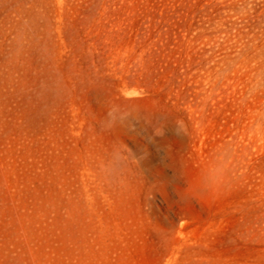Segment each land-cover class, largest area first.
<instances>
[{"label": "rangeland", "instance_id": "1", "mask_svg": "<svg viewBox=\"0 0 264 264\" xmlns=\"http://www.w3.org/2000/svg\"><path fill=\"white\" fill-rule=\"evenodd\" d=\"M0 264H264V0H0Z\"/></svg>", "mask_w": 264, "mask_h": 264}, {"label": "clouds", "instance_id": "2", "mask_svg": "<svg viewBox=\"0 0 264 264\" xmlns=\"http://www.w3.org/2000/svg\"><path fill=\"white\" fill-rule=\"evenodd\" d=\"M130 118H132V117H127V118H124V119L119 120V121H112V130L117 125H124L127 121H129ZM136 121L140 122L139 120H136ZM166 125H167V122L165 121L164 117L161 116L159 118V121L155 124V127H159L160 128V131H161L160 135H156L155 134V130H154L153 126H148V125H146V126L151 128L154 136L163 137L164 128H165ZM119 145L121 146V149L117 153V157L121 161H128V162L134 163L136 165L137 171L140 173V171H139V169H140V161H139V159L132 153V151L123 142L119 141ZM160 150L163 153L162 159L165 162H170V152L172 151V145L171 144L162 145ZM169 166H170V163H169ZM174 173H175V178L176 179L183 181V176L182 175L178 174L176 171H174ZM217 180H218V169H216V168L210 169L209 172L205 176V183L211 185V184L216 183ZM177 195L179 196L178 193H177Z\"/></svg>", "mask_w": 264, "mask_h": 264}]
</instances>
